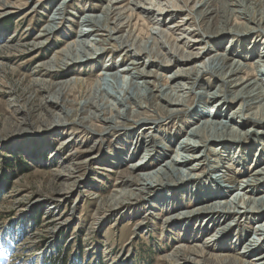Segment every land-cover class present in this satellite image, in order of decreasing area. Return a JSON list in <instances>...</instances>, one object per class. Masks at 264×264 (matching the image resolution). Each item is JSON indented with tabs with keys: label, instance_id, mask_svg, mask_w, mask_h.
Here are the masks:
<instances>
[{
	"label": "bare ground",
	"instance_id": "1",
	"mask_svg": "<svg viewBox=\"0 0 264 264\" xmlns=\"http://www.w3.org/2000/svg\"><path fill=\"white\" fill-rule=\"evenodd\" d=\"M30 1L0 0V19L15 15L19 6H25ZM97 1H103L106 4L102 6L103 8L101 7L100 14H86L80 18L79 33L74 42L57 50L46 61L43 56L38 57L36 54L35 57H37L33 63L36 62L37 67L45 71L52 69V71L61 72L75 65L81 67L88 65L111 49L124 51L127 57L132 55L133 59L123 67L117 68L116 65L113 67L111 64H106L105 72L100 74L101 77L95 83L96 86H101L108 73L114 85L120 79L130 80L129 88L120 100L116 101V104L97 103L93 84L85 83L81 79L71 78L55 85L47 79L38 81L39 88L45 93L42 99L44 105L59 113L57 116L52 114L50 121L45 120L54 123L51 126L52 129L69 128L70 123H77L86 135L103 134L104 138L107 136V131H123L128 125V120L133 121L131 123L134 124V129L128 135L119 136L116 141L123 142L122 137H127V148L132 151L130 159L138 157L140 151L144 152L141 155L142 159L131 166V171L126 172L122 181H118V190L107 204H102L98 208L99 214L113 213L130 203L146 198L150 199V210L169 209L173 205L184 203V194H187L188 200H192L193 204L196 203L200 207L186 213L179 212V216L168 218L166 223L174 221V218H187L188 222L184 227L186 231H190V223L203 217L202 224H205L206 228L216 226L217 233L209 235L201 245L179 247V250L170 256L171 259H168L171 264H179V262L181 264H264V253L258 254L261 246L264 245V185L262 184L264 183V167L255 170L253 174L250 169L247 172L241 171V174H238L239 170L236 171L237 178L242 179H235L234 184H237L239 188L243 184L246 192L252 195L247 202L245 199L241 202L238 195L230 200L231 189L220 188L214 184L215 182L207 185L206 182L204 185L200 182L196 183L199 170L196 166L199 165L200 168L204 165L207 154L203 155V153H206L210 146L214 148L209 150L211 155L218 157L216 168L219 171L221 170L220 162L224 163L225 159L234 161L238 167L241 165L245 167L248 160L246 150L250 149L252 152L257 147L260 154H256L258 160L254 167L264 163V77L259 76L264 75V47L260 54L256 52L263 45H260L261 41L258 42L261 36H257L255 40H242L246 38L244 35H248V31L244 28L248 23H241L245 20L262 28L264 9L262 11L259 7L262 12L256 15V8L264 0ZM69 2L70 0H63L51 10V18L39 35L28 43L29 46L41 50L52 47V37L60 30H64L66 23L70 20L67 14ZM38 9L37 6L32 7L27 15L36 13ZM178 15L184 16L181 20L175 21ZM141 22L143 24H140ZM241 31H245L246 34L241 39H235L236 34ZM228 37L232 39L231 43L235 42L228 50V52L231 51L230 54L221 53L219 48L209 47L214 39L218 38L221 42H225ZM262 39L264 36L261 37ZM244 45L249 46L245 48L247 51L234 56L233 50L236 48L243 50ZM17 47L21 49L25 46ZM205 56L207 58L201 61ZM172 70H174L173 73L168 77L167 73ZM206 74L218 79L217 89L197 92L201 104L194 109L195 116L192 118L196 121L194 122L196 127L172 137L171 132L164 130L168 127L165 121L174 119L185 111L186 100L181 94H186L184 92L187 90V94L197 91L200 79ZM66 77L68 76L59 75L55 79L63 80ZM184 81L189 84L182 83ZM72 85L78 86L81 97L74 99L72 104L75 105L67 106L71 98L67 93ZM77 88L76 91H78ZM83 100L85 103H79ZM232 106H235L233 111L225 114L224 111ZM150 113L164 115V117L149 116ZM141 116L146 117L141 118ZM147 121H154V123L145 124ZM246 125L250 128L242 131L241 129ZM69 129L70 136H73L74 133L71 128ZM252 137L257 140V143L259 142L257 146L254 143L249 144ZM159 138H161V144L157 142ZM131 141H136L134 148L129 143ZM174 143L175 150H172L169 147ZM243 143L250 145V148L248 146L244 148ZM201 149L200 153L195 154ZM87 152L89 156L92 155L91 151ZM169 152L174 154L170 160H168L171 156ZM221 152L228 153L227 158H224L225 155L223 156ZM123 153L124 149H115L114 159L120 158ZM201 159L204 160L201 161ZM193 161L198 163L192 165ZM223 168L225 171H220L221 179L228 181L229 171H233L234 166L232 168L229 164ZM80 172L81 170L76 167L69 175L67 179L73 182L68 190L72 191L76 184L82 185L83 176ZM211 176L213 178V173L209 177ZM195 187H197L196 190H194ZM156 190L166 191V193L159 192L160 195L155 198L152 193ZM61 196L59 198H62ZM209 202V205H205ZM241 203L245 207L240 211L242 208L238 205ZM236 208H239V211L235 210ZM177 210L180 209L174 207V211ZM182 214L183 216H180ZM238 215L245 216L250 225L259 223L256 230H253L254 236L248 238V231L245 230V237V232H242L236 242L231 240V243L234 242L235 245H242V251H239L238 257L224 255L222 248L216 251L220 252L218 254L210 253L211 243L213 245L230 243L229 239L225 238L229 235L233 223L226 222L230 218L237 219ZM188 225L190 226L187 228ZM208 228L205 233L209 231ZM223 249L227 252L231 251L228 247Z\"/></svg>",
	"mask_w": 264,
	"mask_h": 264
},
{
	"label": "rangeland",
	"instance_id": "2",
	"mask_svg": "<svg viewBox=\"0 0 264 264\" xmlns=\"http://www.w3.org/2000/svg\"><path fill=\"white\" fill-rule=\"evenodd\" d=\"M61 1L63 0H45L44 2L31 0L25 6H19L15 15L4 16L0 19V264H63L64 254L68 255L67 264H171L168 259H171L170 256L176 253L179 247L201 245L209 235L217 233L216 226L207 227L209 231L205 233L207 228L205 224H202L203 217L190 223V231H186V227H184L188 222L187 218H174V221L166 223L168 218L177 217L179 212L186 213L200 207L196 203L193 204L192 200H188L187 194H184V203H178L169 209L150 210V199L146 198L130 203L113 213L99 214L98 212V208L102 204H107L115 191L118 190L117 185L126 176V172L131 171V166L142 159L141 155L144 152L141 153V151L138 157L130 159L132 151L127 148V137H122L123 142L116 141L119 136L128 135L134 129L132 120H128V125L123 131H107V136L104 138L103 134L100 136L86 135L83 128H79L77 123L69 124V128L74 133L73 136H70L69 128L52 129L51 126L54 123L45 121L46 119L50 121L52 114L57 116L59 113L44 105L42 99L45 93L39 88L38 81L47 79L50 80L48 82L55 85L71 78L81 79L85 83L93 84L96 102L102 105L105 103L116 104V101L120 100L130 85V80L126 79H123L124 81L120 79L116 85L112 84L108 72L109 75H105L102 85H95L97 79L101 77L100 74L105 72L106 64H111L113 67L116 65L117 68H120L133 59L132 55L127 57V53L121 50L111 49L104 56L88 65L83 67L75 65L63 69L61 72L50 69V73L37 67L36 62L33 63L37 57H35L36 54L38 57L43 56L46 61L57 50L74 42L79 33L80 18L86 14H100L102 6L106 4L97 0H70L67 6L70 20L66 23L64 30L54 34L51 39L52 47L42 48V50L32 48L28 43L39 35L51 18V10ZM34 6L39 9L36 13L28 16L27 12ZM259 7L263 11L264 2L256 8V15L262 12ZM182 16L184 15H178L175 21L181 20ZM243 21L241 23H248L244 27L245 31H248V35L245 31H241L236 34L235 39L243 38L244 34H246L244 35L246 38L242 40H255L257 36H264V26L258 28L252 22ZM142 22L140 24H143ZM261 37L258 38V42L261 41L260 45H263L256 50L258 54L263 51L264 47V39L261 40ZM219 41L218 38L214 39L209 47L219 48L221 53H227L230 46L235 44V42L231 43L232 39L229 37L225 42ZM26 43L27 45H25ZM18 45L25 47L20 49L17 47ZM244 46L243 50L234 48V56L244 54L246 46L249 47L248 45ZM230 52L228 53L230 54ZM206 58L205 56L201 61ZM173 71L167 73L168 77ZM59 75L68 77L63 80L55 79ZM259 76L260 78L264 77V75ZM182 83L189 84L185 81ZM218 84V79L215 76L206 74L200 79L197 91L187 94V90L184 92L186 94H181L186 100L185 111L174 119L167 120L166 118L167 124H165L168 127L164 130L167 129L174 137L196 127L194 123L196 121L192 118L195 116L194 109L198 104H201L197 92L215 91ZM77 87L72 85L68 90L67 94L71 98H69L70 103L67 106L72 104L74 99L81 97L80 89ZM84 100L86 101V98ZM84 100L79 103H85ZM234 108L235 106L230 107V110L226 109L225 114H230ZM86 112L88 114V111ZM152 115L159 117L160 114L150 113L149 116ZM160 117H164V115H160ZM149 123L152 124L154 121H147L145 124ZM249 128L250 126L246 125L241 130L247 131ZM254 135L256 136V133ZM184 137L186 138V136ZM160 139L157 141L158 144H161ZM168 141L167 139V144ZM256 141L252 137L249 144L254 143L257 146L259 142ZM129 143L133 145V148L136 145V141ZM243 146L245 148L248 145L243 143ZM117 148L124 149V153L120 158L114 159V150ZM169 148L175 150V143L174 145L170 144ZM258 148L253 149L252 152L250 149L246 150L248 160L245 167L243 165L238 167L234 161L230 162L227 159L224 163L220 162V171H225L223 167H227L229 164L232 165V168L234 166V170L229 171L228 181H225V179H221L222 172L220 173L216 168L218 157L214 154L211 155L209 150H214V148L210 146L207 152L203 153V155L207 154L204 165L200 168L199 165L196 166L199 169L196 183L200 182L204 185L206 182L207 185L215 182L214 184L220 188L231 189L230 200L238 195L241 202H244L243 199L247 202V199L252 195L246 192L243 184L240 188L234 184L235 179H242L237 178L236 171L239 170L238 174H241V171L247 172L250 169L253 174L255 170L264 167V163L257 166L258 168L254 167L258 160L256 154H260V151H257ZM142 149L144 151V148ZM87 151H91L92 155L89 156ZM201 151L202 149L197 150L195 154ZM221 153L223 156L225 155L224 158H227L228 153ZM170 155L168 160L174 156L173 153ZM14 157L22 158L21 160L28 164L30 172L23 173L21 171L23 169L19 163L21 160L17 161L18 165L10 166V161ZM197 163L198 161H193L192 165ZM76 167L81 170L83 182L82 185L76 184L71 191L68 189L73 180L70 181L67 178ZM212 173L213 178L209 177ZM192 175L194 176V172ZM262 184L264 185V183ZM159 192L166 193V191L156 190L152 195H155L156 198L160 195ZM60 195L62 198H59ZM179 201L181 200L179 199ZM209 204L210 202L205 205ZM238 206L242 208L240 211L244 210L245 206L242 203ZM174 207L180 210L174 211ZM235 210L239 211V208ZM229 222L233 225L225 239H229L230 243L226 245L211 243L210 253L218 254L220 252L216 251L222 248L224 255L238 257L239 251H242V245H235L234 242L242 232H245V237V230L248 231V238L254 236L253 230H256L259 225V223L248 224L246 217L241 215H238L235 220L230 218L226 223ZM250 227L252 229H249ZM231 240L234 242L231 243ZM224 245L231 248V251L227 252L223 249ZM263 253L264 245L258 251V254L262 255Z\"/></svg>",
	"mask_w": 264,
	"mask_h": 264
},
{
	"label": "trees",
	"instance_id": "3",
	"mask_svg": "<svg viewBox=\"0 0 264 264\" xmlns=\"http://www.w3.org/2000/svg\"><path fill=\"white\" fill-rule=\"evenodd\" d=\"M16 156V155H15ZM22 158H20V159H17V158H13V159H11V161H10V166H12L13 164H16V165H18L17 164V161H19V160H21ZM20 163V166L23 168L21 171L23 172V173H28V172H30V169L28 168V164L27 163H25L24 161H20L19 162ZM13 167V166H12ZM11 167V168H12ZM14 177H16V176H14ZM68 255H63V264H67V259H68V257H67Z\"/></svg>",
	"mask_w": 264,
	"mask_h": 264
}]
</instances>
